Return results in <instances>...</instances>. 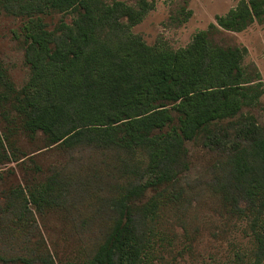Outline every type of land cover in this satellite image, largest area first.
I'll use <instances>...</instances> for the list:
<instances>
[{
  "label": "trees",
  "instance_id": "16d2710c",
  "mask_svg": "<svg viewBox=\"0 0 264 264\" xmlns=\"http://www.w3.org/2000/svg\"><path fill=\"white\" fill-rule=\"evenodd\" d=\"M189 1L175 0L174 27ZM153 8L0 0L29 71L19 84L0 63V237L31 248L0 250V264H181L220 241L195 212L249 238L222 264H264V81L231 34L264 24V0H239L177 49L134 32ZM49 215L79 237L52 250Z\"/></svg>",
  "mask_w": 264,
  "mask_h": 264
},
{
  "label": "rangeland",
  "instance_id": "374dc122",
  "mask_svg": "<svg viewBox=\"0 0 264 264\" xmlns=\"http://www.w3.org/2000/svg\"><path fill=\"white\" fill-rule=\"evenodd\" d=\"M132 2L133 0H124ZM154 8L149 11L144 20L134 27V32L140 34L147 43H164L175 49L186 46L191 42L193 35L207 28L211 22L216 21V16L227 13L239 0H190L189 8L192 15L182 26L174 27L171 20V13L174 9L175 0H152ZM20 23L13 18H3L0 20V63L7 66L17 83H24L29 75L28 69L24 65L23 51L13 38V32L19 30ZM234 39L248 49L247 61L254 62L264 81V24L254 23L241 32L231 33ZM206 161L203 158L192 170L189 180H195L203 175ZM181 211L170 214L172 218L179 217ZM196 223L205 224L206 228L211 227L218 230L220 241L217 245L212 243H202L201 254L198 257L188 256L181 264H222L227 256L234 257L237 251L248 249L251 245L249 238L245 236L238 227L234 226L232 233L221 232V222L209 218L206 213L195 212L185 213ZM195 216H194V215ZM39 217V214H36ZM50 216V215H49ZM45 218V217H44ZM43 221L41 218L39 220ZM71 221L63 220L57 215L50 216L46 223H40L42 235L48 240L51 249H54V241L62 245L65 240L73 242L78 238L75 231L68 224ZM66 224V225H65ZM45 225L46 228H45ZM209 233V229H207ZM50 234V236H49ZM210 234V233H209ZM73 235V236H72ZM12 245V247H9ZM10 249L13 252L27 255L29 243L27 237L21 233L19 238L7 240L0 237V250Z\"/></svg>",
  "mask_w": 264,
  "mask_h": 264
}]
</instances>
